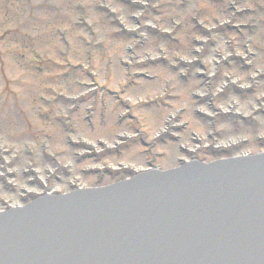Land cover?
I'll list each match as a JSON object with an SVG mask.
<instances>
[{
  "label": "rangeland",
  "instance_id": "1",
  "mask_svg": "<svg viewBox=\"0 0 264 264\" xmlns=\"http://www.w3.org/2000/svg\"><path fill=\"white\" fill-rule=\"evenodd\" d=\"M26 1L27 6L24 0H0V210L25 205L48 191L64 194L125 180L146 170L153 154L161 156L154 162L158 170L174 169L181 157L178 143L194 150V156L204 163L264 152V0ZM59 34L65 35V44ZM159 55L165 57L157 59ZM117 62L133 69L160 66L155 72L162 76L154 82L140 80L137 87L123 93V88L118 89L121 84L116 86L122 73ZM82 64L97 72L112 68L117 80L106 88L124 99L149 100L160 94L165 96L162 99H173L179 95V107L209 112L211 124L204 117L191 121L175 142H156L151 153L142 154L143 148L133 141L118 153H98L101 161L95 168L101 174L97 178L80 176L79 170L89 162L75 166L73 150L65 145L70 139L78 151H88L93 157L103 139L112 141L122 131L128 135L127 131L138 128L115 123L117 113L109 110L106 122L97 116V110L91 127L82 121L83 110L93 101L80 107L75 98L95 97V109L96 87L100 90L102 85L98 78L89 88L90 81L73 70ZM184 76L186 84L178 79L184 80ZM203 79L212 89L222 91L214 102H207L203 95L208 87L197 86ZM166 81L169 88L163 92ZM192 94L202 100L191 102ZM40 97L47 102L39 101ZM108 103L110 109L113 103ZM177 105L171 103V108ZM152 110L151 115L131 110L141 123L145 143L163 129L169 112L161 109L155 115ZM57 111L69 113L72 126L66 133L57 130L55 123L38 119V113ZM214 112H226V117ZM237 113L235 122L227 118ZM191 134L195 145L190 144ZM110 168L115 171L112 176L104 173H111Z\"/></svg>",
  "mask_w": 264,
  "mask_h": 264
},
{
  "label": "water",
  "instance_id": "2",
  "mask_svg": "<svg viewBox=\"0 0 264 264\" xmlns=\"http://www.w3.org/2000/svg\"><path fill=\"white\" fill-rule=\"evenodd\" d=\"M218 166L212 174L186 166L138 175L6 212L0 215V264H160L161 255L166 264L189 257L193 264L204 258L243 263L264 251L256 247L264 237V159ZM211 209L220 224L198 225L192 236L183 231Z\"/></svg>",
  "mask_w": 264,
  "mask_h": 264
}]
</instances>
